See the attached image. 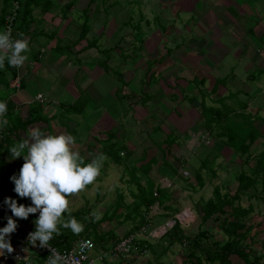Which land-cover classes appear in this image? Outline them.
Wrapping results in <instances>:
<instances>
[{"label": "rangeland", "instance_id": "374dc122", "mask_svg": "<svg viewBox=\"0 0 264 264\" xmlns=\"http://www.w3.org/2000/svg\"><path fill=\"white\" fill-rule=\"evenodd\" d=\"M65 1L67 0H52V3L58 9V2ZM95 2L98 3L97 8L86 4L90 12L88 14L86 11L84 14L81 8L86 2L77 0L75 9L66 14L67 23L63 19L57 25L56 33L61 35V41L58 42L61 43L60 47H63L62 54L55 56L53 51L48 49L46 44L50 40L43 36L46 32L33 37V47L29 46L30 51L26 53L28 59L23 65L26 72L30 65L33 69L20 76H23V84L19 89L13 87L14 82L9 81L7 87H3L4 90L0 89V96L6 93L9 100L16 105L23 102L26 106L34 104L43 107L58 95L70 102L75 99L74 92L78 95L82 92L88 98L85 111L81 114L65 115L57 121L58 125L66 130V134L75 138L78 147L74 149L81 153L84 161L87 153L93 154L90 143L82 145L79 142L89 134L90 141L94 135L100 138L104 136L100 142L101 147L95 150L106 149V145H109L108 149H119L122 145L125 154L120 153L119 161L116 162L103 154L106 159L99 176L85 190L69 197V210L96 212L100 217L105 211L109 214L117 190L121 192L123 205L130 202L132 197L129 190L136 192L134 183L129 181L132 172L136 176L135 181L139 180L141 184L148 180L159 187H165L171 196L165 204H169L174 210L164 209L154 203L147 211L152 226L147 227V231H138L135 236L137 240L147 239L155 246L154 252L158 253L161 247L157 237L163 232L161 222L166 219L165 224H171L169 218L161 216L162 213H174L173 216L181 223L184 233L192 235L200 222L196 205L211 196L214 185L219 187L220 193L233 191L236 186V173L240 168L247 171L246 167L249 165L242 162L234 164L238 157L241 161L244 156L233 150L225 142V137L217 139L212 138L210 133L205 135L196 107L200 94L191 86H200V75L205 78V89H209L215 78H220L221 82L216 87L218 90L211 92L210 97L204 96V104L220 106L222 103L232 113L240 112L238 116L228 118L233 134L237 135L239 141L248 135L256 136L257 141H253L249 146L251 155L264 149V138H257V133H264V34L260 37L261 43L258 40V35L264 31V0ZM13 7L14 5L10 7L8 15L12 14ZM85 16H88L89 31L78 44L81 45L94 37L97 38V48L102 50L114 45L115 49H109L106 53L91 49L85 52V56H76L74 52L69 53L64 49L66 44L72 43L78 36ZM47 17L44 16L45 19ZM128 17L132 19L126 23ZM56 20H52V25L56 26ZM137 23L143 33L140 45L133 39L136 29L132 31L131 28ZM40 27L30 25L28 29L39 30ZM35 50H39V58L36 59L38 64L31 58ZM107 55L108 70L103 73L96 62L103 60ZM164 66L172 67L164 71ZM90 67L92 69L89 70ZM258 68H261V71ZM90 74L93 77H96V74L105 75L91 78ZM192 79L190 85L189 80ZM85 84L89 87L82 90ZM173 86L175 88H172ZM64 87L69 90L63 89ZM38 92L42 98L36 100L34 95ZM170 92L175 95H167ZM144 96H147V99L142 104L140 102ZM188 97L195 99L194 105L188 102ZM220 97L223 99L216 102V98ZM70 98L71 100H68ZM33 100L35 102L31 103ZM26 106L22 105L19 110L21 116H26ZM43 115L47 116L45 112ZM49 121L48 125L56 122ZM34 127L41 129L44 125L34 124ZM28 128L27 132L32 129L31 126ZM218 129L214 127L212 131ZM100 130L103 135H97ZM52 131L53 128L51 134H58L55 130L53 133ZM110 131L112 136L108 141L106 136L111 134ZM171 134L177 136L175 143H172V137L169 136ZM246 139L248 142V137ZM96 145H99L98 142ZM142 152L144 155L141 161L153 156L149 165L145 164L146 161L140 164L137 162ZM9 154L7 151H4L3 155L0 154L3 160L0 161V164H3L0 168V194L5 198L15 196V185L11 177L18 174L12 164H22L21 161L10 159ZM179 158L183 159V163ZM21 159L23 160V156ZM201 160H207L208 165L201 166L204 185L200 188L195 185L192 174L200 167ZM16 167L20 171L22 165ZM210 170H214V175L210 174ZM259 193L256 186L253 198L248 200L241 197L239 202L241 206H246L247 203L253 205L246 220L247 224L252 225L251 240L248 243V239H245V242L255 251L264 250V199L261 201L255 198ZM117 212L125 213L126 208L120 206ZM38 215L39 213L30 214L29 219L13 217L33 232L35 225L29 221H34ZM207 225L215 235L217 230L212 228V223ZM131 226L132 222L123 216L115 221H102L100 225L105 230L112 228L117 237ZM217 237L221 238V234ZM95 253V250L89 251L90 257H95ZM134 256H138L139 262L142 263L145 259L153 260L149 251L136 253ZM161 256L159 260L162 264H182V249L178 244L169 247ZM231 261L232 264H239L236 257L231 256Z\"/></svg>", "mask_w": 264, "mask_h": 264}, {"label": "trees", "instance_id": "16d2710c", "mask_svg": "<svg viewBox=\"0 0 264 264\" xmlns=\"http://www.w3.org/2000/svg\"><path fill=\"white\" fill-rule=\"evenodd\" d=\"M14 2L15 4H13ZM73 2L74 0H68L62 5L64 13L69 10ZM12 5H14L11 10L13 15L11 20L8 21L5 17L10 12V7H12ZM52 7V0H1L0 28L3 31L10 29L13 39L15 37L21 38V34H24L30 24L34 22L32 10L37 8L39 12L43 13L51 10ZM83 13L86 14L85 9L83 10ZM131 19L132 17H128L126 23ZM145 22L147 21L145 20ZM138 24L139 23L131 28L132 31L136 29L133 39L140 45L143 41V33L138 28ZM80 27L83 31L78 34L74 43H77L88 30L86 22L82 23ZM88 44L94 45L95 41L88 42L87 45ZM109 49L110 47L100 51L106 53ZM120 54L119 49V55ZM104 57L103 60L97 61V63L103 71H107L106 60L108 59V55ZM146 71H149V67ZM9 72L12 75L10 78L13 79V76L16 73V68H12L7 64V61H5L4 68H0V89L4 90L5 88L3 87H7L9 82ZM198 81L202 83V79H199ZM217 83H220V81L217 80ZM214 88L212 86L210 92H213L215 90ZM199 94L200 100L196 107L199 111V121L201 122V127L205 131V135L210 133L213 136L212 138L217 139L225 137V142L230 145L233 150L239 151V154L244 156L242 163H249L246 167L247 171L242 168L238 170L235 175L236 186L233 191L220 193L219 187L214 185L211 189V196L200 201L196 205V212L199 216L200 222L195 233L192 235L185 234L182 230L181 223L173 216L174 213H162L161 216L163 218H169L171 224L169 226L166 225V219L161 222L164 231L157 237L159 240V247H161L160 251L158 253H156V251L154 252V245L147 239H136L134 243V252L135 254H142L147 249H150L153 254L155 253L153 257L157 259L164 254L169 247L178 244L182 249V264H232L231 256L236 257L239 260V264H264V250L255 251L250 248L248 244L251 240L250 230L252 229V225L247 224L246 220L249 218L253 205L247 203L246 206H241L239 203L241 197L248 200L253 198V190L256 186H258L260 193L258 196H255V198L261 199V201L264 199V149L255 155H251L249 153V146L255 140L256 136H246L249 139L248 142H246V137L239 141L237 135L233 134L232 127H230L229 124V116L236 117L240 112L232 113L229 111V108L222 103L220 106L205 105L203 102L205 92L200 91ZM145 99H147V96H144L140 103L143 104ZM222 99L223 98L221 97L216 98L215 101L219 102ZM86 100V96L80 93L73 102L65 103L63 105L62 113L64 115L81 113L86 106ZM0 101H6L8 108L6 115L8 124L6 127L0 128V147H5V149H7L16 144V142L12 140L13 138L18 142L22 141L20 137L15 135V132L18 131V129L25 130L27 125L37 120H43V117L39 116L38 105L36 106L33 104L30 106L27 109L28 114L24 116V118H21L19 113L14 110V105L8 98L0 97ZM194 102L195 99L191 100L190 103L194 105ZM214 127L219 129L213 132L212 130ZM111 136L112 132L106 136V140H111ZM107 147H109V145H106V149L103 148V154L112 158L115 162L119 161L118 158L120 157V153H123V155L125 154L122 145L119 149L113 150L108 149ZM112 147H114V144ZM7 152L10 151L8 150ZM93 155L94 154H90L89 158L84 162L88 163L91 159L93 160L95 158ZM152 159L153 157H150L145 164L149 165ZM202 160L200 167H198L192 174L195 185L200 188L204 185L200 172L201 166L204 167L208 165L206 164L207 160H204V162ZM0 161L3 160L0 159ZM181 161L183 163V160ZM1 167L2 165H0V168ZM207 168H209V166ZM210 174L214 175V170H210ZM129 177V181L133 182L136 188V192L129 190V194L132 197L130 202L123 205L121 203V192L120 190H117V196L112 203V211H110L109 214L106 211L103 212L99 220L94 221L90 212L86 213L87 210H84L83 212L70 211V215L84 225L83 230L79 234H74L71 229L61 227L60 231L62 234L55 236L50 241L51 247L59 251L69 249L76 239L87 237L91 239L95 247H98L101 250H110L117 241V235L113 232L112 228L106 230L101 229L100 225L102 221H115L120 216H123L125 219L128 218L132 222V226L124 233L137 234L138 231H147V227L152 226V224H150L151 217H147V211L154 203L161 205L164 209L174 210L169 204H165V202L169 201L171 198V196H169L170 192H168L167 188L159 187L158 184L150 183L148 180H146L144 184H141L138 180L135 181L136 176L133 172ZM120 206L126 208L125 213L117 212ZM64 218L67 220L69 214L65 213ZM209 222L212 223V228L217 230L215 235L207 225ZM219 233L221 234V238L217 237ZM245 239H248V243L245 242ZM132 258L133 257H130L129 260ZM127 263L130 264L129 262Z\"/></svg>", "mask_w": 264, "mask_h": 264}, {"label": "clouds", "instance_id": "9594fccd", "mask_svg": "<svg viewBox=\"0 0 264 264\" xmlns=\"http://www.w3.org/2000/svg\"><path fill=\"white\" fill-rule=\"evenodd\" d=\"M29 51L27 39L14 40L10 29L0 31V68H4L5 61L12 68L23 67ZM7 111V102L0 101V128L8 124ZM74 145L75 138L72 135L46 134L34 127L29 130L27 138L9 149L11 159L21 156L24 159L19 175L11 177L14 191L21 198H29L32 204H18L11 197L5 198V203L13 216L19 219H27L30 214L39 213L33 221L35 231L30 232L27 239L33 246L39 241L40 247L51 249L47 264H63V258L50 244L55 236L62 234L61 227L71 229L74 234L83 230L84 225L70 215L69 197L85 190L96 180L106 159L103 154H99L90 163H85ZM65 213L69 214L67 220L64 218ZM90 215L94 221L100 219L96 212ZM16 228V220L11 216L8 217L7 225L0 228V256L5 254V250L9 254L14 251L7 237Z\"/></svg>", "mask_w": 264, "mask_h": 264}, {"label": "crops", "instance_id": "0c3cea01", "mask_svg": "<svg viewBox=\"0 0 264 264\" xmlns=\"http://www.w3.org/2000/svg\"><path fill=\"white\" fill-rule=\"evenodd\" d=\"M61 1H64V0H61ZM68 1V0H67ZM76 1L77 0H74V2L72 3V5L70 6V8H69V10H73V9H75V5H76ZM82 1H85L86 3H85V5L81 8V9H85L86 11H88L87 10V5H89V4H91V5H94L93 6V8L95 9V7H96V5L98 4L97 2H95V0H82ZM66 2V1H65ZM65 2H58V6H59V8L57 9V6H54L53 5V7L51 8V10H49V11H46V12H39V10L37 9V8H35V9H33L32 10V17H33V20H34V22H32L30 25H33V27H36V26H41L40 27V29L39 30H34V29H32V30H30V29H27V31L23 34V36L21 37V38H25V39H27L28 41H29V46H31V47H33V45H32V41L34 40L33 39V37H35L36 35H38V34H41V33H44V32H46V33H44V35L43 36H46L50 41L46 44L47 45V47H48V49H50V51H53V53L55 54V56H58L59 54H62V48L63 47H60V42H58V41H61V37L59 38V36H61L60 34L58 35L57 33H56V29H57V25H59L60 23H61V21L64 19V21H65V23H67V20H66V18H67V16H66V14H69V10L66 12V13H64V11H63V7H62V5L65 3ZM87 4V5H86ZM97 8V7H96ZM0 9H1V5H0ZM93 9V10H94ZM83 10H82V13H83ZM1 12V11H0ZM89 12H90V9H89V11H88V14H89ZM1 14V13H0ZM45 15H47L48 17H47V19H45L44 18V16ZM91 15H93V13H91ZM7 16H9V15H7ZM6 16V17H7ZM6 17H5V19H6ZM54 20V19H57L56 21H55V25L56 26H54V25H52V20ZM87 19H88V16H85V18H84V20H83V22L82 23H85L86 22V24H87ZM81 23V24H82ZM44 29V30H43ZM88 29H89V26H88ZM0 30L1 31H3L1 28H0ZM83 31V29H81V27H80V30H79V32H78V34H80V32H82ZM89 30H87L86 31V33L83 35V37L87 34V32H88ZM30 34V37H28V35ZM264 34V31H262L259 35H258V40H259V43H261L260 42V37L262 36ZM78 37V36H77ZM77 37H76V39H77ZM15 39H20V38H14V40ZM75 39V40H76ZM75 40H73L72 42L73 43H68V44H66V47L64 48V49H66L69 53H71V52H74L75 54H76V56L78 55V56H85L86 55V53L85 52H88L89 50H91V49H95V51H100L101 49H99V48H97V43H95L94 45H92V44H88L87 45V43L88 42H97V38H91V39H88V41L87 42H85V43H81V45H79L78 44V42L77 43H74V41ZM81 40V39H80ZM259 45H261L262 46V44H259ZM112 48L113 49H115L116 48V46H112ZM112 48H110V49H112ZM67 52V53H68ZM167 53V52H166ZM38 54H39V50L37 51V50H35L34 51V54L33 55H31V58L33 59V62L36 64H38L39 62H37L36 61V59L37 58H39V56H38ZM52 57V56H51ZM97 63V62H96ZM31 64V63H30ZM42 64V63H41ZM98 64V63H97ZM258 65V64H257ZM91 67H92V65H91ZM89 68V70L90 69H92V68ZM170 67H172V66H170ZM170 67H163V69H164V71H166L167 69H169ZM260 67V66H259ZM34 72H36V65L34 66ZM166 68V69H165ZM33 68L31 67V65H30V67H28V71L26 72L24 69H23V67H21V68H16V73H15V75L13 76L14 78L12 79V78H10V77H12V75H10V72H9V74H8V77H9V81H11V82H14L13 83V85H14V87L16 88V89H19L22 85V82L23 81H21V79L23 78V76L22 77H20L22 74H27V73H29V71H31ZM259 69V71H261V68H258ZM77 70V69H76ZM85 71V70H84ZM84 71L82 72V74L84 73ZM43 72V71H42ZM61 72L63 73V70H61ZM88 72V71H87ZM107 71H103V73H106ZM90 73H91V71H90ZM92 74V73H91ZM90 74V76H91V78H96L97 76H101V75H105V74H96L97 76L96 77H93V75H91ZM199 78L200 79H202V83L201 82H199L198 81V83L200 84V86L198 87L197 85H191V82H193V79L190 81L189 80V82H190V85L191 86H193L194 87V89L196 90V93L198 92V93H200V91H203V92H205V96L206 97H210V95H211V92H210V90L212 89V86H213V88L216 90H218V88H216L217 87V85H219L220 83H217V80L218 81H220V78H215L214 80H213V82L211 83V86L209 87V89H205V87L203 86V82H204V77L202 76V75H200L199 76ZM250 78H252V77H250ZM87 87H89V86H87V84H85L83 87H82V90H85V89H87ZM172 88H175V86H173ZM63 89H67V88H63ZM202 89H204V90H202ZM67 90H69V89H67ZM192 90V89H191ZM194 90V91H195ZM95 92H97V89L95 90ZM39 93V92H38ZM38 93H36V94H38ZM81 94H82V92H80ZM39 94H41V93H39ZM74 94V98L76 99L77 98V96H78V94H76L75 92L73 93ZM72 94V95H73ZM167 95H170V96H172V95H175L173 92H170V93H168ZM35 96V95H34ZM34 96H33V98L32 99H34ZM42 96V95H41ZM63 96V95H62ZM85 96V95H84ZM0 97H4V98H8L7 97V95H6V93L4 94V95H1ZM69 98V97H68ZM194 100V98L193 97H188L187 98V100H188V102L190 103L191 102V100ZM9 99V98H8ZM75 99H73V100H71V98L70 99H68V100H71L70 102H67V100H63L62 99V97H61V95H58V96H56V97H53V98H51L50 100H49V102H48V104H46L45 106H43V107H40V106H37L38 107V110H39V116H41V117H43V120L41 119V120H37V121H34L33 123H31V124H29V125H27L26 126V128H25V130H18V131H16L15 132V135H17L18 137H20L22 140L23 139H25V138H27V134H28V127H32V128H34V124H39V125H44V127L43 128H41L40 130L42 131V132H44V133H46V134H51V128H53V131L55 130L56 131V133H58V134H61V133H64V134H66V130L64 129V128H61V126L60 125H58V120H59V118L60 117H64L65 115H72V114H63L62 113V107H63V105L65 104V103H71V102H73ZM146 100V99H145ZM41 101V100H40ZM39 101V102H40ZM35 101L33 100L31 103H34ZM87 102H88V98H87V101H86V104H87ZM140 102V101H139ZM51 104H54L52 107L51 106H49V105H51ZM14 105V110L16 111V112H18L19 113V115H20V117L21 118H24V116H21V114H20V109H21V107H22V105L23 106H26L27 104H24L23 102H21L20 104L19 103H17V105L16 104H13ZM33 105V104H32ZM32 105H29V106H26V108L24 109V111H25V114L27 115L28 114V112H27V109L30 107V106H32ZM50 108V109H49ZM49 109V110H48ZM85 109H86V106L83 108V110L81 111V113L83 112V111H85ZM47 110V111H46ZM42 111V112H41ZM46 113L47 114V116L45 117L44 115H43V113ZM52 112V113H51ZM81 113H79V114H81ZM51 114V115H50ZM48 115H50V116H48ZM110 118V117H109ZM262 119H264L263 117H262ZM50 120V121H49ZM51 120H56V122L54 123V121L52 122ZM110 120L112 121V119L110 118ZM43 121H45V122H43ZM52 122V123H50L49 125L47 124V122ZM264 122V121H263ZM55 126H58V127H55ZM48 128H50L48 131H47V129ZM204 130V129H203ZM53 131H52V133H53ZM259 132V131H258ZM55 133V132H54ZM58 134H56V135H58ZM99 134H101V135H103V133H102V131L100 130V131H98V133H97V135H99ZM170 137H172V139H173V141H172V143H175V141H176V135H169ZM207 136V135H206ZM90 138V136H89V134L87 135V136H85V137H83L79 142L83 145V144H85V143H90L91 144V146H92V148H93V156L94 157H96L97 155H99L101 152H102V154H103V150H102V148L100 149V151H98V150H95V148H99V147H101L100 146V142H102L101 141V139H103L104 138V136L102 137V138H100V137H97L96 135H94L93 137H91L92 138V141H90V140H88L89 138ZM260 137L261 138H264V133H257V138H259L260 139ZM12 140H14V142H16V139H12ZM175 140V141H174ZM262 140V139H261ZM255 141H257L256 140V138H255V140H254V142ZM96 142H98V146L96 145ZM18 142H16V144H17ZM252 144V143H251ZM15 145V144H14ZM179 145V142L177 141L176 142V146H178ZM13 146V145H12ZM88 146V145H87ZM74 147H78V144H75L74 145ZM11 147H8L7 149H5V147H0V154H2L3 155V152L4 151H8L9 149H10ZM3 151V152H2ZM10 153V152H9ZM81 154V153H80ZM142 155H144V153L142 152L141 153V155H139L138 156V161L137 160H135V161H137L139 164L140 163H142V162H145V161H147V160H145V161H141L142 160ZM9 156H10V159H11V153L9 154ZM89 156H90V154H88L87 153V155L85 156V158L86 159H88L89 158ZM151 157H153V156H151ZM244 158V157H243ZM0 159H2V156H0ZM7 159V158H6ZM204 159H207V160H209L208 158H204ZM16 161L18 160V161H21V163L22 164H12L13 165V169H15L16 171H17V174L19 175V171H18V169H17V165H23V163H24V159L22 160L21 159V157H19V158H16L15 159ZM90 160V159H89ZM179 160L181 161V160H183V159H180L179 158ZM210 160H213V159H210ZM244 160V159H243ZM90 161H92V159L90 160ZM89 161V162H90ZM88 162V163H89ZM240 162H242V160L240 161V158L238 157V161L237 162H235L234 164H241ZM138 164V165H139ZM242 164H244V163H242ZM0 165H2L3 166V164H0ZM7 165H10V164H7ZM140 166H138V168H139ZM240 168V167H239ZM238 168V169H239ZM139 181V180H138ZM140 182V181H139ZM15 192V191H14ZM13 194V193H12ZM14 195L15 196H13L12 197V199H14V200H16L17 201V203L18 204H24L25 206H28V205H30V204H32V201L29 199V198H21V197H19L18 195H17V193L15 192L14 193ZM0 203L1 204H3V205H7L6 203H5V197H2L1 196V194H0ZM12 213V212H11ZM91 214V213H90ZM13 215V214H12ZM14 219V218H13ZM29 219V218H28ZM14 220H16V219H14ZM7 221H8V217H6V216H1L0 217V228H3L4 226H6L7 225ZM30 223H33L34 224V222H33V220L32 221H29ZM16 223H17V228H16V231L14 232V233H12V234H10V236L9 237H7L8 239H10V242H11V244H12V246L15 244V241H16V238H18L19 236H20V234L22 233V231L25 229V230H28L29 232H32L30 229H28L24 224H22L20 221H17L16 220ZM101 229H104V228H101ZM164 231V230H163ZM125 234V233H124ZM124 234H122V235H124ZM155 247V246H154ZM94 250L96 251V253H98L99 251H101V249L100 248H98V247H95L94 246ZM155 250H157L156 248H155ZM150 252L151 253V255H152V257H153V255L155 254H153L151 251H150V249H147L146 251H144V253L145 252ZM7 251L5 250V253H6ZM96 253H95V255H96ZM131 257H133L131 260H128L127 262H129L130 264H162L161 262H160V258L162 257V256H160V257H158L157 259L155 258V257H153V260H149V259H145V261H144V263H142L141 261L139 262V260H138V256H134V255H132ZM2 258V256H0V259ZM46 257H45V252H44V250L42 249V247H40L39 246V241H37V245L36 246H33V245H31L30 243L28 244V245H24V246H22V250L21 251H19L18 252V254H17V256L15 257L14 255H12L11 257H9L5 262H4V264H47V262H46V259H45ZM102 264H118V262L116 261V260H108V261H103L102 262ZM128 264V263H127Z\"/></svg>", "mask_w": 264, "mask_h": 264}, {"label": "built area", "instance_id": "2783aa9c", "mask_svg": "<svg viewBox=\"0 0 264 264\" xmlns=\"http://www.w3.org/2000/svg\"><path fill=\"white\" fill-rule=\"evenodd\" d=\"M12 15H9L7 18L8 21L11 20ZM41 98V95L36 94V99ZM1 139V135H0ZM13 217L10 208L8 205H3L0 203V217ZM163 228V227H162ZM164 230V229H163ZM28 230H23L18 238H16L15 244L13 245L14 251L12 253H5L0 259V264L14 255L17 256L18 252L22 250V246L29 244L28 242ZM136 234H124L117 237V241L110 250H101L96 253L95 257H90L89 251L94 250V244L91 239L87 237H80L75 240L72 246L69 249L65 250H56L61 257L63 258V264H102V262L108 260H116L118 264H127L129 258L135 254L134 243ZM52 248V247H51ZM45 252V259L47 262L48 257L51 255V249L49 247H42Z\"/></svg>", "mask_w": 264, "mask_h": 264}]
</instances>
